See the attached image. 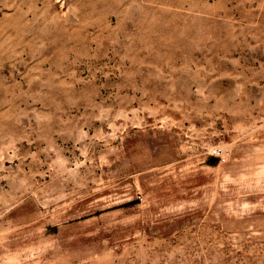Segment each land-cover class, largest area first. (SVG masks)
Masks as SVG:
<instances>
[{"label": "rangeland", "instance_id": "obj_1", "mask_svg": "<svg viewBox=\"0 0 264 264\" xmlns=\"http://www.w3.org/2000/svg\"><path fill=\"white\" fill-rule=\"evenodd\" d=\"M0 264H264V0H0Z\"/></svg>", "mask_w": 264, "mask_h": 264}, {"label": "built area", "instance_id": "obj_2", "mask_svg": "<svg viewBox=\"0 0 264 264\" xmlns=\"http://www.w3.org/2000/svg\"><path fill=\"white\" fill-rule=\"evenodd\" d=\"M214 152H215L218 156H220V157H222V158H224V156L226 155V152L223 150L222 147L214 148ZM139 198L142 199V196H139Z\"/></svg>", "mask_w": 264, "mask_h": 264}]
</instances>
